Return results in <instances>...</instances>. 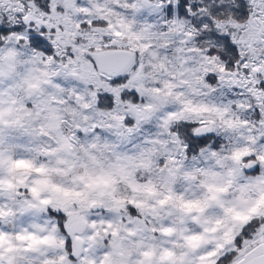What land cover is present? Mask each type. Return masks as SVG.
I'll use <instances>...</instances> for the list:
<instances>
[{
  "label": "snow or ice",
  "instance_id": "6c2138e0",
  "mask_svg": "<svg viewBox=\"0 0 264 264\" xmlns=\"http://www.w3.org/2000/svg\"><path fill=\"white\" fill-rule=\"evenodd\" d=\"M0 264H264V0H0Z\"/></svg>",
  "mask_w": 264,
  "mask_h": 264
}]
</instances>
